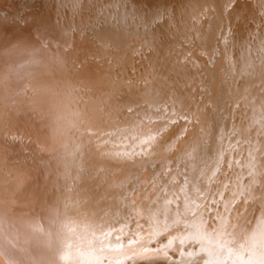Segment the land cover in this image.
Returning a JSON list of instances; mask_svg holds the SVG:
<instances>
[{"label":"bare ground","instance_id":"obj_1","mask_svg":"<svg viewBox=\"0 0 264 264\" xmlns=\"http://www.w3.org/2000/svg\"><path fill=\"white\" fill-rule=\"evenodd\" d=\"M3 17L0 264H264V0Z\"/></svg>","mask_w":264,"mask_h":264},{"label":"rangeland","instance_id":"obj_2","mask_svg":"<svg viewBox=\"0 0 264 264\" xmlns=\"http://www.w3.org/2000/svg\"><path fill=\"white\" fill-rule=\"evenodd\" d=\"M51 1H54V0H51ZM40 2L43 3V0H32L31 2L29 0H1L0 17H2L3 15L4 16L3 19L7 18L9 21L8 25L15 24V22H17L18 20L24 17L30 16L32 12L34 13L35 11L39 10V8H41ZM139 261L143 263L142 259L138 260V263ZM156 263L157 264H183L180 259L176 258V256L165 258V256L161 254L156 255L155 259L151 260L149 264H156ZM188 264H191V263H188Z\"/></svg>","mask_w":264,"mask_h":264}]
</instances>
